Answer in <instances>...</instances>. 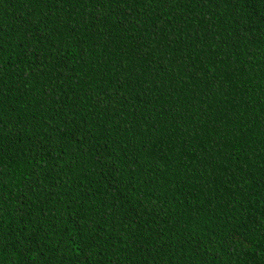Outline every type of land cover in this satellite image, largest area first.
Listing matches in <instances>:
<instances>
[{"label": "trees", "instance_id": "trees-1", "mask_svg": "<svg viewBox=\"0 0 264 264\" xmlns=\"http://www.w3.org/2000/svg\"><path fill=\"white\" fill-rule=\"evenodd\" d=\"M0 264H264V0H0Z\"/></svg>", "mask_w": 264, "mask_h": 264}]
</instances>
